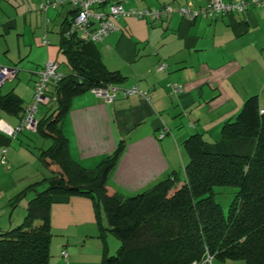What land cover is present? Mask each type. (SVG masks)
Masks as SVG:
<instances>
[{
    "label": "crops",
    "instance_id": "0c3cea01",
    "mask_svg": "<svg viewBox=\"0 0 264 264\" xmlns=\"http://www.w3.org/2000/svg\"><path fill=\"white\" fill-rule=\"evenodd\" d=\"M24 1L0 0L2 65L15 64L5 53L10 49V33L17 30L16 34H21L22 21L35 27L39 21L42 24L43 18L44 25L34 29L36 51L29 60L34 65L22 67V81L14 83L15 75L0 86V93L12 90L18 94L23 106L31 100L33 80L45 59L56 61L58 69V54H62L64 68L57 71L60 75L70 71L58 42L73 14V7L66 3L39 9L37 2L41 0ZM111 1L125 8L171 4L196 10L207 2ZM108 2L101 8L105 9ZM51 20L55 22L51 28L58 26L56 32H48ZM113 22L116 28L93 43L105 67L122 76L113 85L120 89L135 85L143 93L122 94L119 90L107 102L90 89L79 92L71 97L60 127L69 155L87 167L95 165L122 139L123 149L106 184L109 190L131 195L173 171L183 176L186 153L182 143L190 133L198 132L209 141L218 139L222 121L234 116L251 94H256L259 107H264V4L238 12L199 14L192 19L173 10L156 20L130 14L113 18ZM38 35L45 45L37 44ZM161 62L164 66L159 70L156 66ZM170 84L179 85L180 90L171 91ZM51 88L49 84L48 91ZM47 103L41 108L46 110ZM44 110H39L38 118ZM0 120L16 125L19 118L0 109ZM160 130L163 134L158 136ZM20 135L18 132L11 138L0 132V231L22 220L28 199L45 183L27 189L15 201L14 196L28 183L51 174ZM100 220L105 223L102 212ZM49 225L48 264L99 263L102 240L89 197L54 195L49 205ZM104 239L107 251L113 253L118 240L108 230L104 231Z\"/></svg>",
    "mask_w": 264,
    "mask_h": 264
},
{
    "label": "trees",
    "instance_id": "16d2710c",
    "mask_svg": "<svg viewBox=\"0 0 264 264\" xmlns=\"http://www.w3.org/2000/svg\"><path fill=\"white\" fill-rule=\"evenodd\" d=\"M58 44L70 71L51 81L49 91L47 86L53 105L36 118L33 130L50 140L37 146L36 156L51 174L14 196L15 201L27 189L45 183L28 199L22 220L0 231V264H48L49 205L54 195L71 194L92 200L102 240L98 264H190L204 261L206 253L222 260L241 259L242 264H264V112L258 111L257 95L247 96L234 116L222 121L218 139L209 141L192 132L183 140L182 177L173 171L139 192L122 195L109 190L106 180L123 140L87 167L69 155L60 127L73 95L113 84L122 76L105 67L93 41L65 33ZM0 109L20 119L24 106L9 90L0 93ZM214 185L236 187L225 211L214 199ZM106 230L118 240L113 253L107 251Z\"/></svg>",
    "mask_w": 264,
    "mask_h": 264
},
{
    "label": "built area",
    "instance_id": "2783aa9c",
    "mask_svg": "<svg viewBox=\"0 0 264 264\" xmlns=\"http://www.w3.org/2000/svg\"><path fill=\"white\" fill-rule=\"evenodd\" d=\"M64 3L73 7V14L67 22L66 33L73 34L77 39L83 41H98L108 32L116 28L113 18L120 15L131 14L156 20L166 12L176 10L180 14L192 19L199 14L212 16L218 13L244 11L251 5L264 4V0H207L206 4L200 10L192 9L188 6L174 8L171 4H162L156 7L125 8L118 1L108 2L104 9L101 6L106 3L105 0H43L39 2L38 6L39 8L45 9ZM163 66L164 63L161 62L156 68L161 70ZM17 70L15 66H6L0 63V86L5 80L13 78ZM59 77L60 73L57 71V62L49 58L45 59L33 80L31 100L24 106L22 117L16 125H10L0 120V132L14 138L20 131H33L36 126L34 112L39 104L46 103L54 98L51 94H48L47 86L51 81H55ZM89 89L107 102L111 101L119 90L122 94L140 91L135 85L120 89L113 84L95 85ZM170 89L175 92L180 90L177 84H170ZM258 111L264 112V107H259ZM162 134L163 131L160 130L158 136ZM60 252L62 255L66 253L63 249ZM210 259L211 255L206 253L203 260L209 262ZM190 264H201V261L192 260Z\"/></svg>",
    "mask_w": 264,
    "mask_h": 264
},
{
    "label": "rangeland",
    "instance_id": "374dc122",
    "mask_svg": "<svg viewBox=\"0 0 264 264\" xmlns=\"http://www.w3.org/2000/svg\"><path fill=\"white\" fill-rule=\"evenodd\" d=\"M41 1H43V0H41ZM24 2H27V1L25 0ZM39 2H37V4H39ZM54 24H55V22H53V20H51L50 23L48 24V29H49L48 32L54 30L53 28H51L52 26H54ZM34 25H35V27L33 25H31L28 21H26V22L22 21V23H20V25H19V28H20L19 30L22 31L21 34H16L17 30H13L10 33L12 35L7 37L10 49L7 50L5 53L7 56L12 57L13 63H15L14 66L18 69L17 73H16L17 76L14 78V81H13L14 83L18 82L19 80L22 81V79H24L25 72L22 71V67L34 65V64H32V62L29 61V60H32L31 56L34 55L35 51H36V49H35L36 46L34 45L35 44V42H34L35 30L34 29H36L40 26L42 27L44 25L43 24V18H42V24L39 21V22H37V24H34ZM56 30H58V26L55 28L54 31L56 32ZM37 39H38L37 44L39 46L45 45L44 43H42L39 40V35L37 36ZM18 56H20V57H18ZM63 58L64 57L62 54H58L57 60L58 61L61 60L60 62H58V69L57 70H59V71H61L64 68L63 67L64 62H62ZM6 82H8V81H6ZM47 104L49 105V107L46 110L41 108L42 104L38 105L36 111L34 112L35 118H38L39 110H44L45 112L49 111L53 105V102L49 101ZM25 132H28V131H24V130L22 132L20 131V134H22V135H20L19 137H20V139H22V141H24L25 144L29 145L28 148L30 147V150L32 152H37L38 151L37 146H39V145L45 146L50 141L48 137H42L41 135H39L36 132H33V131H29L28 133H25ZM23 134L25 135V137ZM213 189H214V199L219 202L223 211H225L230 199L232 198V195H233L236 187L232 186V185H214ZM210 260H211L212 264H242L241 259H223L222 260V259H218L216 257H212ZM201 262L203 264H210L211 263L208 261H201Z\"/></svg>",
    "mask_w": 264,
    "mask_h": 264
}]
</instances>
